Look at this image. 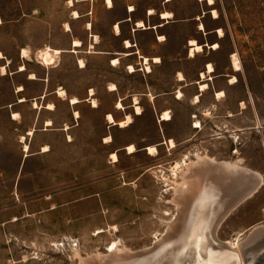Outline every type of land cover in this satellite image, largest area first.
<instances>
[{
	"label": "rangeland",
	"instance_id": "1",
	"mask_svg": "<svg viewBox=\"0 0 264 264\" xmlns=\"http://www.w3.org/2000/svg\"><path fill=\"white\" fill-rule=\"evenodd\" d=\"M215 3L206 7L196 0H178L181 18L199 17L208 29L216 25L210 23V15L202 20V12H218V25L227 35L215 56L219 71L234 53L242 67L236 71L231 65L229 74L237 78V84L221 97L236 104V113L227 129L222 120H212L215 114L223 118V112L209 115L205 129L194 138L191 127H184L186 110L176 108L170 114L174 121L171 132L183 135L184 140H173L176 147L171 148L163 134L165 123L158 120L163 113L155 112L149 98L140 101L143 115L132 116L134 124L129 129L107 127L105 114L114 101L107 87L111 88L114 80H124L132 89L139 87L140 78L128 80L125 68L107 66L103 55L98 54L117 51L108 30L118 15L107 14L102 0L75 3V7L69 0H0V264H79L76 253L83 259L107 254V247L117 241L120 248L132 252L148 249L166 234V223L177 214L171 202L172 187L182 172L174 176L173 167L196 154L237 162L263 178L254 197L224 220L218 239L223 243L243 241L254 229L264 226V0ZM92 6V16L73 20L74 11L85 14ZM89 21L94 29L91 23L86 29L93 30L91 37L100 38L103 47L89 46L91 38L85 30ZM188 31L186 26L181 33ZM75 40L83 43L77 52H73ZM24 49L29 52L28 59L21 58ZM46 49L62 52L55 64L43 65L39 53ZM79 60L87 69H79ZM22 64L28 71L17 75ZM3 67H7L5 76ZM29 74L37 80L48 77L51 89H65L82 99L92 90L95 97L91 96L90 103L96 99L100 110L93 111L84 103L77 133L67 139L68 133L60 129L70 123L72 113L67 104L60 103L54 126L49 132L39 126L40 140L30 153L43 146L48 152L24 162L8 106L16 101L20 86L37 92L36 86L25 81ZM139 76L143 78L142 73ZM194 117L193 122L203 118L201 114ZM130 145L135 146L136 154H128ZM152 146L158 149L153 158L145 151ZM112 154H117L118 162L114 163Z\"/></svg>",
	"mask_w": 264,
	"mask_h": 264
},
{
	"label": "crops",
	"instance_id": "2",
	"mask_svg": "<svg viewBox=\"0 0 264 264\" xmlns=\"http://www.w3.org/2000/svg\"><path fill=\"white\" fill-rule=\"evenodd\" d=\"M77 1L78 0H75L76 4L80 2H97L99 0ZM102 1L103 8L107 14L118 15V18L108 30L113 36L114 41H116L117 51H101L98 54L103 55L107 66L118 70L125 68L123 71H125V73L127 72L126 75L128 80L140 78L139 87H134L132 89L128 87V84L124 80H114L115 82L111 83V86L114 85L117 88L116 91H111V88L107 87L106 92L109 95L114 96V101H112L108 113L105 114V121L108 114H112L117 123L124 121L129 115L131 117L135 116V99L139 100L140 105V101L149 98V103L152 104L157 114L159 112H169V114H173L178 107L181 108L182 111L186 110L187 121L184 127H191L195 132L194 138L205 129V124L209 119H207V117L209 115H214L217 111L223 112L225 114L224 117L221 118L218 114H215V117L212 118V120L214 119L216 123L222 120L224 129L231 126V119L234 117L233 114L236 113V104L223 100L226 96L217 99V94L224 92L226 95L229 88H233L234 86L229 83L231 77L234 76L230 75L229 72L232 70V57H234L235 53L232 54L229 59H225L223 70L219 71L218 62L216 61L215 56L219 53L221 48L217 51L209 49L210 45L219 44L221 46L227 37L226 34L223 38L219 37V30H222L218 25L219 19L215 20L210 12L203 11L201 15L202 20L210 15V23L216 25L208 29L205 24L206 31L204 32L200 31L199 24H194L195 21L200 23L198 20L199 17L195 20L183 19L180 17L178 0H112V8H108L106 5L107 0ZM196 2L206 7H213L209 6L206 1L196 0ZM73 7H75V4ZM93 8L94 6H92L91 10L85 14H80L81 17L92 16ZM151 11H153L154 14H151ZM163 14H169L172 16L169 19H163ZM140 22L145 24L146 29L138 28ZM89 23L91 22L89 21L85 24V30L88 32V38H91L89 44V46H91L95 43V40L91 37L93 30L90 29L91 31H88L86 29V25ZM91 24L93 26V23ZM116 25L120 27V34H117L115 31L114 27H116ZM186 26L190 27V31L183 35L181 30ZM160 37H164V39L160 40ZM193 40L197 42V45L203 46L205 51L202 54L196 55L195 58H190V51L192 48L190 43ZM128 41L134 47L127 48L125 43ZM101 44L102 42L94 44L95 48ZM207 44H209V47ZM103 45L104 44H102V47ZM22 53L21 58L23 59ZM142 57L149 58L150 60L159 58L161 59V63L155 64L153 61L150 62L152 72L148 73L145 69L146 65L144 64ZM113 59H118L120 61L118 67L111 66ZM23 64L26 65L25 63ZM23 64L22 66H24ZM209 65H212L215 68L214 73H209ZM130 66L135 67L137 72L134 74L129 72ZM19 67H21V65ZM79 69L82 71L87 69V66L85 68L79 67ZM26 71H28V69ZM24 73L25 71L20 72L19 68L16 72L17 75L21 76ZM140 73L143 74V78L139 76ZM202 74H205L206 78H201ZM180 75H183V81L180 80ZM29 76L31 75H27L25 81L31 86H36L38 89L37 92L33 94L32 91L25 87L26 85H23L24 87L20 86L24 89L20 91V87L17 88V99L14 103L8 106V109H10V124L18 132V140L21 145L24 162L27 160L29 161L33 157L46 154L42 152V148L45 146L41 147L40 151H37L34 154H31L30 152L32 147L37 145L40 140V136L38 135L39 126H42L43 132H49V128L54 126L56 120L55 114L60 103L67 104L72 113L70 123H65L60 129L61 131L68 133L67 139L69 136H75L77 133V129L80 126L79 120L81 119L82 105L84 103H89L93 111L100 110L99 104L97 108H93V104L90 103L92 90L87 93V97L84 99L77 97V95L71 96L68 93V99H64L59 96V90L56 91V89H51L48 77H43L37 80V77L36 79H31ZM202 83H207L209 86V89L205 92L201 91L200 85ZM180 93L183 95V98L181 99L179 98ZM198 96L200 102L196 103L195 98ZM74 97L78 98L80 102L76 105H71L70 100ZM152 98H154V100ZM120 102L124 107L123 110L117 108V105ZM49 105H53L54 109H48ZM76 112L80 114L79 118H76V116L74 117ZM16 114L19 115V118L15 120L14 115ZM198 114L203 116L202 120L197 117ZM194 116L197 117L196 121L201 123V128H194L193 125L195 122L192 121ZM48 121L52 122L51 127L47 126ZM107 122L108 121H106V123ZM159 122L165 123V130H163L164 138H167L168 140L172 139L175 142H181L184 140L183 135L178 137L171 132V127L174 122L173 118L169 122H161L160 120ZM133 124L131 126H133ZM66 127L69 128L67 131L65 130ZM107 127L108 129L118 128L120 130H125L119 128V126H111L108 123ZM130 127L126 129H129ZM30 132H33V134L29 135L28 133ZM25 145L30 147L29 153L24 152L25 150L23 146ZM121 151L123 150H120V152ZM153 157L154 156H151V158Z\"/></svg>",
	"mask_w": 264,
	"mask_h": 264
},
{
	"label": "bare ground",
	"instance_id": "3",
	"mask_svg": "<svg viewBox=\"0 0 264 264\" xmlns=\"http://www.w3.org/2000/svg\"><path fill=\"white\" fill-rule=\"evenodd\" d=\"M200 1L208 3V0ZM69 4L73 7L75 0H71V2L69 0ZM215 4L214 0L209 6H214ZM106 5L108 8H112V0H107ZM213 12H215L214 19H218V12ZM151 14H154V12L151 11ZM171 16L163 14V19H169ZM81 18V15L77 11L73 12V20ZM1 24L2 22L0 21ZM88 27V29H91V25ZM65 28L67 32L71 31L69 24H66ZM114 28L116 33L120 34V27L116 25ZM138 28L146 29L145 24L142 22L138 24ZM199 29L200 31H205L203 23H200ZM219 37H224L223 30H219ZM94 39L95 43L98 44L99 38L94 36ZM72 44L74 48L73 52H77L78 49L83 47V43L79 40L73 41ZM94 44L91 48H94ZM125 44L127 48L134 47L129 41ZM190 46L192 47L190 58H195L196 55L204 52V47L197 45V42L194 40L191 41ZM210 48L216 51L220 47L219 44H214ZM61 53L59 50L46 49L39 53V57L43 65L50 66L55 64L57 56ZM22 54L23 58L28 59L30 57L27 50H23ZM234 57L233 67L236 71H241L242 67L237 55H234ZM142 59L148 73L152 72L150 62L153 61L155 64L161 63V59L159 58L150 60L149 58L142 57ZM119 64L120 61L118 59L112 60L111 65L113 67H118ZM79 65L81 68H85L83 60H79ZM211 69L209 73H214L212 65ZM26 70V66L20 67V72ZM129 72L134 74L137 71L135 67L130 66ZM6 74L7 67H3L2 75ZM30 77L31 79H36V76L33 74ZM181 77L180 80L183 81L184 77ZM201 78H206V75L202 74ZM229 83L231 85L237 84V78H231ZM200 87L202 92L209 89L207 83H202ZM19 90L22 91V87ZM110 90L116 91L117 88L113 85ZM58 93L61 98L65 99L67 97V92L64 89H60ZM221 93L223 95H220ZM221 93L217 94V99L224 96V92ZM91 96H94L93 91H91ZM179 98H183L181 93L179 94ZM79 102L77 98L70 100L71 105H76ZM195 102H200L199 96L195 98ZM92 104L93 108L98 107L95 100L92 101ZM118 105V109L124 108L121 102ZM48 109L52 110L54 106L49 105ZM135 111L137 116L143 115V110L139 105L138 99H135ZM166 113L167 119L164 118L165 113H163L159 118L161 122L172 120L171 115L168 112ZM75 116L79 118L80 114L76 112ZM18 118V114L14 115L15 120ZM106 120L111 126L116 125L120 128H127L133 124V119L130 115L120 123L116 122L112 114H108ZM196 125H199V127H196ZM47 126L51 127L52 122L48 121ZM193 126L201 128V123L195 122ZM68 129L66 127V130ZM28 134L32 135L33 132ZM106 140L112 142L111 137ZM166 143L171 148L176 147L173 140ZM130 146L134 148V151L129 153L127 151L129 146L126 148V151L129 155H132L137 150L135 146ZM23 147L24 152L29 153L30 147L28 145ZM149 149H155V151L150 152ZM146 151L150 156H155L158 149L152 146L146 148ZM43 152H48V147H45ZM113 155L116 156L115 160L113 159ZM112 159L114 163L118 162L117 154H112ZM179 171L182 172V176L172 187L174 194L171 200L172 204L177 208V214L176 217L174 216L173 219L166 223V234L158 237L156 242L148 249L137 252L120 248L117 241L107 247V254L98 253L87 259H83L76 253V256L79 258V264H264V226L254 229L248 238L243 241L238 240L223 243L217 237L220 226L230 213L242 203L254 197L259 191L263 184L262 176L256 172L242 168L237 162L218 161L215 158L200 154H196L193 159L186 157L182 163H177L172 169L174 176L177 177Z\"/></svg>",
	"mask_w": 264,
	"mask_h": 264
},
{
	"label": "snow or ice",
	"instance_id": "4",
	"mask_svg": "<svg viewBox=\"0 0 264 264\" xmlns=\"http://www.w3.org/2000/svg\"><path fill=\"white\" fill-rule=\"evenodd\" d=\"M70 2H71V0H70ZM213 2H214V0H208V3H209V4H212ZM212 14H213V16H215V12H213ZM74 15H75V14H74ZM160 39H164V37H160ZM25 55H27V53H25ZM233 59H235V57H234ZM114 63H115V61H114ZM208 67H209V71H211V70H212V69H211V65H209ZM130 70H131V69H130ZM181 78H182V77H181ZM220 95H223V93H221ZM73 102H75V101H73ZM118 106H119V105H118ZM137 111H139V110H137ZM164 118L167 119V113L164 114ZM109 119H111V117H109ZM196 127H199V125H196ZM127 151H128L129 153H131V152L134 151V148H133L132 146H129L128 149H127ZM149 151H150V152H151V151H155V149H149ZM113 159H114V160L116 159V156H115V155H113Z\"/></svg>",
	"mask_w": 264,
	"mask_h": 264
},
{
	"label": "built area",
	"instance_id": "5",
	"mask_svg": "<svg viewBox=\"0 0 264 264\" xmlns=\"http://www.w3.org/2000/svg\"><path fill=\"white\" fill-rule=\"evenodd\" d=\"M232 62H233V57H232ZM194 119H196V117H194Z\"/></svg>",
	"mask_w": 264,
	"mask_h": 264
}]
</instances>
